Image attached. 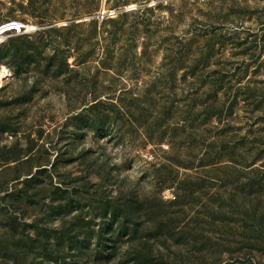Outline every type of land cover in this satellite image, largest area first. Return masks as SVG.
Here are the masks:
<instances>
[{
    "label": "rangeland",
    "instance_id": "obj_1",
    "mask_svg": "<svg viewBox=\"0 0 264 264\" xmlns=\"http://www.w3.org/2000/svg\"><path fill=\"white\" fill-rule=\"evenodd\" d=\"M10 20L29 32L0 44V264H264V0H0ZM92 22L96 59L46 71ZM192 60L234 76L221 125Z\"/></svg>",
    "mask_w": 264,
    "mask_h": 264
},
{
    "label": "trees",
    "instance_id": "obj_2",
    "mask_svg": "<svg viewBox=\"0 0 264 264\" xmlns=\"http://www.w3.org/2000/svg\"><path fill=\"white\" fill-rule=\"evenodd\" d=\"M12 22V20L7 21ZM6 22V23H7ZM110 23H115L114 18L110 19ZM91 27L92 33L82 41H79L75 46L73 43H69L67 45V52L65 57H61L59 52H54L53 56L50 57L49 60H44V69L46 71H52L55 75V78H58L62 75L61 69L63 65L66 67V71L70 68L68 64V60L73 58L76 62L75 66L85 65L88 60H95L96 59V50L98 46L102 43V41H108V38H105L107 35H111L107 30H99L98 23L87 24H68L65 27V30L73 31L75 28L80 27ZM49 32H44L47 35ZM43 34V35H44ZM106 34V35H105ZM111 41V40H110ZM186 49L192 47L191 43L186 44ZM63 59L66 60V63L63 64ZM196 62V69L194 72V77H196L198 81L199 87L197 88L196 92H193L196 96V103L197 106L200 108H206L205 110L209 111V118L208 119H215L217 125H221L223 120L233 114V108L237 105L238 100L240 99L237 94H232L231 92V85L234 76L230 77L228 73L223 72L218 68V65L214 64L213 68H211L209 62L203 60H192ZM210 67V68H209ZM69 71V70H68ZM73 72L74 71H70ZM239 79V78H238ZM241 89H237V92H240ZM229 93H231L232 98H229ZM103 104L100 103L98 100L95 101V104L87 108V111L93 113V110L98 107V105ZM124 111V110H123ZM119 109H114L111 112V115L115 116L120 114L121 116H128L126 111L123 112ZM110 114V113H109ZM109 114H104L102 118L107 119ZM100 118L94 117L89 122L85 124V128H94L98 131H101L103 124L100 122ZM226 124V123H225ZM229 126V124H227ZM7 130V129H6ZM148 137V136H147ZM215 143V142H214ZM264 167V166H263ZM34 177H31L32 180ZM175 189L178 192H184V187L182 183L175 184ZM182 196H175V201L172 205L178 206L180 204V200ZM117 212L114 211L113 215L117 217V230L118 236L122 235H129L127 226V215L120 213L121 216H116ZM124 216V221L119 223V219ZM113 225V224H112ZM113 229V228H111ZM136 232L135 229L132 230ZM100 242H98L99 245ZM73 264V263H70ZM215 264H223V262L215 263Z\"/></svg>",
    "mask_w": 264,
    "mask_h": 264
},
{
    "label": "built area",
    "instance_id": "obj_3",
    "mask_svg": "<svg viewBox=\"0 0 264 264\" xmlns=\"http://www.w3.org/2000/svg\"><path fill=\"white\" fill-rule=\"evenodd\" d=\"M109 17H112V13L102 10L98 13L97 19L98 21L102 22L105 19H108ZM7 29H12L7 31ZM29 30L26 26L18 23V22H7L4 23L3 25L0 26V44L3 42V38L8 34V33H15L18 35L26 34L28 33Z\"/></svg>",
    "mask_w": 264,
    "mask_h": 264
},
{
    "label": "bare ground",
    "instance_id": "obj_4",
    "mask_svg": "<svg viewBox=\"0 0 264 264\" xmlns=\"http://www.w3.org/2000/svg\"><path fill=\"white\" fill-rule=\"evenodd\" d=\"M4 71H6V70H4ZM5 75V74H4ZM1 76H3L2 74H1ZM2 79V78H1Z\"/></svg>",
    "mask_w": 264,
    "mask_h": 264
}]
</instances>
